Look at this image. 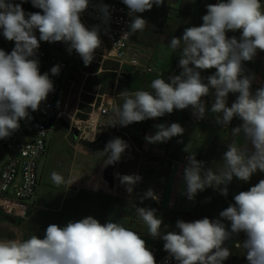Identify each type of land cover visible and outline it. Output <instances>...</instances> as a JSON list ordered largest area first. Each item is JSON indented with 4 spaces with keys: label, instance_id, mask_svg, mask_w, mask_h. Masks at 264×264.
<instances>
[{
    "label": "clouds",
    "instance_id": "9594fccd",
    "mask_svg": "<svg viewBox=\"0 0 264 264\" xmlns=\"http://www.w3.org/2000/svg\"><path fill=\"white\" fill-rule=\"evenodd\" d=\"M21 3L0 0V30L15 46L10 53L0 49V139L8 138L20 128L19 121L30 118L29 110L39 109L54 91L49 73L40 72L37 52L40 42H64L68 51L75 50L88 66L96 49L101 47L99 25L87 27L81 14L89 8V0H30L42 12L26 13ZM132 16L125 35L143 31L147 20L136 13L161 6L164 0H123ZM200 26L187 27L182 37L173 36L168 47L179 50L178 75L167 81H151L152 91H123V103L116 109V118L110 124L126 127L135 122L164 117L174 110L191 109L192 115L205 119L208 109L204 97L214 100L210 112L216 124L228 126L234 117L241 124L231 131L234 136L243 134L244 146L235 143L227 146L222 166L206 168L205 162L196 159L195 153L187 157L183 170V195L194 201L198 192L212 188L227 197L228 185L233 178L248 182L253 174L264 173V85L252 91L255 79L246 75L243 62L252 61L257 50L264 51V4L262 0H218L206 5ZM104 23L111 18L110 6H98ZM39 31V39L35 31ZM242 30L239 39L229 38V31ZM216 71L205 77V70ZM60 65L50 69L58 76ZM238 94L228 106L229 94ZM154 135H146L150 144L166 143L181 136V124H155ZM182 142V141H178ZM129 143L120 137L109 140L103 151L104 166L121 161ZM188 151V145L184 149ZM120 183L131 194L141 182L138 174H117ZM54 184L64 182L61 174L53 171ZM159 199L152 189L140 198ZM210 199V198H209ZM234 204L219 213L218 219L204 217L192 222L176 221L178 231L162 232L163 220L157 209L135 207L137 218L147 225L153 238L164 241L163 248L177 264H223L231 252L224 246L233 234L245 233L240 244L248 264H264V179L234 196ZM230 222V227L226 223ZM164 227H167L166 225ZM0 264H157L154 253L141 236L120 223L87 216L70 221L65 226L51 224L43 238L32 235L26 240H0Z\"/></svg>",
    "mask_w": 264,
    "mask_h": 264
},
{
    "label": "crops",
    "instance_id": "0c3cea01",
    "mask_svg": "<svg viewBox=\"0 0 264 264\" xmlns=\"http://www.w3.org/2000/svg\"><path fill=\"white\" fill-rule=\"evenodd\" d=\"M214 2L215 0H169L170 12L167 19V28L164 32H159L153 24H147L143 31L133 33L131 44L128 48L129 54L138 57L142 67L151 65L154 68L153 73L136 74L132 73L130 65H126L124 73H130L131 77L133 75L134 79L138 78L136 79L137 83H135V91L145 90L151 92V81L158 77L164 78L168 70L170 71L173 67L178 65L179 50L173 52L168 47V42L173 36L182 37L183 32L187 27L200 26L203 23L202 16L205 15L207 11L206 5L214 4ZM149 26H152V29ZM147 29L152 31L148 32ZM241 31L242 30H237L235 32L229 31L227 36L229 38L235 36L239 39ZM246 63L256 78L264 83V51L257 50L254 59L252 61H246ZM215 71V69L205 70L201 75L206 78ZM252 89L253 92H255L257 87L252 85ZM113 90L116 92L118 100L120 93L117 92V87L111 91ZM237 95L238 94H229L228 106H231V103L236 99ZM213 100L214 98L210 94L206 101V108L208 109L207 116L201 122L194 120L190 108L174 110L173 113L167 114L164 117L150 119L147 129L141 133L140 138L131 139L133 147L128 148L129 150H125L121 161L118 162L114 167V170H112L111 175L113 177V183L111 185L108 184V181L105 178V158L98 154L103 151L106 144L100 142L91 146L85 144L89 149H84V153L89 156H91L92 153H95L94 157H97V163L94 168L87 173L86 178L75 188L74 192L76 194L72 196L71 199L74 200L77 198V201H74L72 206L69 205V208H73L72 211L75 214L80 215V217L82 216L78 204L80 198L83 197L82 194L84 195L83 190L86 189L88 192L90 190L93 192L99 190V192H101L106 199H109V201H112V199L108 198V196L112 198L115 196L114 198H116V196L125 195L128 197L130 194L126 191V187L120 183L117 174L130 175L135 173L140 175L141 171H144V173L148 172L151 174V179H153L154 182L157 181L159 183L155 189V192L159 197L158 201L156 200V205H154L155 209H159V211L165 209L176 213L187 212L186 214H188L190 210L184 207V204L180 203L179 206L177 205V199L179 197L178 190L182 184L183 170L185 168V166L180 164L179 161L185 155L195 153L196 159L204 161L206 168L210 167L216 169L222 166V157L224 152L227 151V146L229 144L235 143L237 146L242 147L246 143L242 133L234 136L231 131L234 127L242 123L238 117H234L232 122L225 127L215 123L213 118L214 114L210 112ZM173 122L181 124L185 129L181 136L173 137L166 143L150 144L145 140L146 135L155 134V124L163 123L165 125H170ZM111 135L114 136L113 132ZM178 141L182 142L178 143ZM187 145L188 151H185L184 149ZM91 160L92 159L90 158L89 161L91 162ZM171 163H174L173 168L171 167ZM238 181L235 182L233 178V181L228 185L229 192L231 191L230 187L238 183ZM244 185H242V189L245 188ZM136 186H138V184L135 185L134 189ZM205 192H213V196L215 195L214 197L218 196V193L216 194L214 189L207 188L202 192H198L195 199L198 201ZM229 192L227 197L222 195L223 198L230 203H235L232 200L234 198L233 194L231 193V195ZM92 196L93 195L90 192L87 194L88 199H91ZM183 198L186 197L184 196ZM141 204V201H139L134 205L141 206ZM35 206L34 201L29 209L28 219L26 221L13 219L0 211V240H26L32 235L38 236L39 227L34 228L29 225L30 218L36 215ZM64 206L65 203L57 209V212L64 215ZM144 207H146V205H144ZM83 218L85 217H82L81 219ZM102 222L106 223L108 221L104 218ZM27 224L29 226H26ZM141 224L142 223L138 225V229L140 230L137 231L145 233L140 226ZM132 225L133 223H131L130 226ZM45 226L46 228L48 227L46 224ZM130 226L124 227L130 228ZM232 258L235 260L236 256L232 255Z\"/></svg>",
    "mask_w": 264,
    "mask_h": 264
},
{
    "label": "built area",
    "instance_id": "2783aa9c",
    "mask_svg": "<svg viewBox=\"0 0 264 264\" xmlns=\"http://www.w3.org/2000/svg\"><path fill=\"white\" fill-rule=\"evenodd\" d=\"M13 2L21 3L22 0H13ZM217 2L218 0H215L214 4ZM101 4L110 6L111 18L107 23L103 22L98 10ZM22 7L26 13L35 9L30 0L23 2ZM131 19L132 16L129 15V9L125 4L109 0H89V8L81 14V20L89 28L94 25L100 27L102 44L96 49L91 62L96 65L97 72L113 71L116 73V80L123 77L126 65H130L132 73L154 72L153 66L142 67L140 59L128 52L133 33L128 35L125 33L129 31L128 24ZM34 31L39 39V31ZM0 33L2 34V30ZM14 46L15 42L10 41L6 52L10 53ZM37 58L40 62L41 74L48 72L53 80L54 91L41 103L37 111L29 110L30 118L20 120V128L17 131L8 138L0 139V211L21 221L28 219L31 207L29 200L34 196L39 185L38 161L48 148L47 133L52 129L53 124L59 122L60 119H66L68 122L74 121L73 125L77 126L75 129L81 130L79 139L95 144L116 118L118 108L117 96L113 90L109 94L99 95V98L97 96L90 103L89 111L82 112L78 105L76 109L70 111L72 99L76 94L72 91L78 74H84V84L86 77L91 73L81 69L80 66L85 65L82 58L75 50L70 53L68 44L41 41ZM109 63L115 64L116 67L107 68ZM55 65L61 66L58 76H52L50 72ZM243 66L246 75H254L246 62H243ZM252 85L259 88L264 83L255 76ZM203 99L207 101V97ZM53 117H55L54 122L49 124ZM194 120L201 122L203 119L198 120L194 117ZM20 133L24 137H20ZM188 156L185 155L179 163L186 166ZM171 167H174V163H171ZM166 258H168L167 252L156 260L157 264H164ZM168 264H177V262L169 258Z\"/></svg>",
    "mask_w": 264,
    "mask_h": 264
},
{
    "label": "rangeland",
    "instance_id": "374dc122",
    "mask_svg": "<svg viewBox=\"0 0 264 264\" xmlns=\"http://www.w3.org/2000/svg\"><path fill=\"white\" fill-rule=\"evenodd\" d=\"M262 4H264V0H262ZM149 27H151L152 29V26ZM147 31L151 32L152 30L147 29ZM9 45L10 41L6 40L3 37V34L0 33V49L7 51ZM80 67L85 72L91 74L86 77L84 84V74H78V78L75 82V87L72 91L76 94L72 99L70 111L76 109L78 105L79 110L85 112L90 110V103H92L97 96L99 98V95L109 94L113 91L104 90L102 85H99L100 83L96 82V78L98 77V75L105 71L97 72L96 65L92 63H90L88 66L81 65ZM106 67L110 69L115 68L116 65L109 63ZM80 78L81 82H79ZM135 83H137V81ZM117 92H120L118 88ZM69 123L70 128H66L61 123V121L55 122L52 129L47 133L48 148L38 161L39 185L34 196L29 200L31 204L35 201L36 215L30 218L29 225L34 228L39 227V230L37 229L39 231L38 236L43 238L46 231L45 224L48 226L51 224L65 226L70 221H77L82 217L93 216L100 222H102L104 218H106L107 221L117 222L123 226H130L131 223H133V225L128 229L139 233L141 232L137 231L140 230L138 229V225L142 223L140 226L145 232L144 234L150 235L148 233L147 225L144 224L142 220H139L137 218L135 207H144V205H146V207L148 208H155L154 205H156V200L149 198L145 199L141 206L134 205L141 201L140 198L144 196V193L148 189H152L157 195L155 189L157 188V185L159 183L157 181L154 182L153 179H151V174H149L148 172L144 173V171H141L140 176L142 177V180L138 183V186H136V188L128 197L125 195H119L118 197L116 196V198H114L115 196L113 198L108 196V198L112 199V201H109V199H106L101 194V192H99V190H96V192L90 190L89 192L92 193L93 196L91 197V199H88L87 194H89V192L86 189L83 190L84 195L82 194L83 197L80 198L78 204L79 211L82 216L80 217V215L75 214L72 211L73 208H69V205L72 206L74 201H77V198H75L74 200L71 199V197L76 194L74 192L75 188L82 180L86 178L87 173L91 169H93L97 163V157H94L95 153H92L91 156L84 153V149H89L87 146H85V144L88 146L90 145L79 139L81 130L78 131L77 134H75L73 128H76L77 126L73 125L74 121H70ZM105 131H107V129ZM19 136L24 137L22 133H20ZM90 158L92 159L91 162L89 161ZM116 164L114 165V167L116 166ZM107 167H105L104 170L105 178L107 179L108 184L111 185L113 183V177L112 175H107ZM53 171L61 174V176L63 177L64 182L60 185H56L53 183L51 179V173ZM261 179H264V173L259 171L253 174L248 182L241 181L234 177L235 182H237L238 180L239 181L238 183L230 187L231 191L229 192V194L232 193L233 196H235L240 191H247L251 186L257 184ZM242 185L245 186L244 189H242ZM184 188L185 185L182 180V184L178 190L179 197L177 199V205L179 206L180 203L184 204L183 206L190 210L188 214H186L187 212L176 213L167 211L165 209H163L162 211H159V209H157V216L163 220L162 232L164 233L168 231H178V229H176V221L178 219H182L186 222H192L204 217H208L209 219H218L220 218L219 213L222 210L227 208L230 204H234L226 201V199L223 198V196L216 190L215 192L216 194L218 193V196L214 197L215 195L213 196V192H205L198 199V201L195 199L192 202L182 194ZM184 196L186 198H183ZM64 203L65 206L63 212L65 214L63 215L61 213H58L57 209L60 206L64 205ZM225 223L226 226L230 227V222L225 221ZM29 225L27 224L26 226ZM165 225L167 227H164ZM245 239V233L241 232L239 234H233L231 239L225 242L224 246L229 248L231 255L226 261L223 262V264H248L244 249L240 246V244ZM150 250L154 253V249L150 248ZM232 255L236 256L235 260H233Z\"/></svg>",
    "mask_w": 264,
    "mask_h": 264
},
{
    "label": "trees",
    "instance_id": "16d2710c",
    "mask_svg": "<svg viewBox=\"0 0 264 264\" xmlns=\"http://www.w3.org/2000/svg\"><path fill=\"white\" fill-rule=\"evenodd\" d=\"M109 1H114V2H119V3L124 4L123 0H109ZM32 12H42V10L35 8L32 10ZM169 12H170L169 0H164L163 5L159 7L154 5L150 11H146L144 13H138L137 15L142 16V18L146 19L148 22L147 24H153L159 32H164L165 29L167 28V19L169 16ZM172 69H171L172 71L171 70L167 71L163 79L167 81L170 75H178L180 71H182V69L178 65L173 67ZM136 79H134L132 75L130 79L121 77L118 80H116L115 72L105 71L101 73L100 75H98V77L96 78V82H99L104 88V90L111 91L112 89H114V87H117L120 90L119 93H122L123 91H128V92L135 91L136 90V84H135ZM80 80L81 78L79 79V81ZM122 103H123V99L120 96L118 98V107L121 106ZM149 120L150 119L142 121V122H135L126 127L119 125L118 131L113 132V135H114L113 137L114 138L120 137L121 139L127 141L130 147H133L131 143V139H137L141 137V133L144 132L149 126ZM88 144L90 146L93 145L91 143H88ZM232 200L234 201V199ZM9 217L13 219H18L12 216H9ZM137 233L141 236V238H143L146 241L149 249L150 248L154 249V256L156 260L166 253V251L163 248L164 241L162 239L153 238L152 236L144 234V233H139V232Z\"/></svg>",
    "mask_w": 264,
    "mask_h": 264
},
{
    "label": "water",
    "instance_id": "95a60500",
    "mask_svg": "<svg viewBox=\"0 0 264 264\" xmlns=\"http://www.w3.org/2000/svg\"><path fill=\"white\" fill-rule=\"evenodd\" d=\"M123 77L130 79L131 74L130 73H123ZM54 120H55V117L51 118L49 124L54 122ZM60 121L66 128H70V123L66 119H60L59 122ZM118 126H119L118 124L116 126L109 125L107 128V131L103 132L100 135L98 142L106 144L109 140L113 139L114 137L111 135V133L118 131ZM73 129H74V133L77 134V132H78L77 129H75V128H73ZM113 167H114V165H109L107 167V169H106L107 175H111Z\"/></svg>",
    "mask_w": 264,
    "mask_h": 264
}]
</instances>
